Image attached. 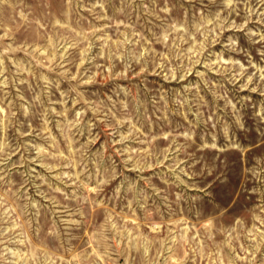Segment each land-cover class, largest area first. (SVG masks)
I'll use <instances>...</instances> for the list:
<instances>
[{
  "label": "rangeland",
  "instance_id": "obj_1",
  "mask_svg": "<svg viewBox=\"0 0 264 264\" xmlns=\"http://www.w3.org/2000/svg\"><path fill=\"white\" fill-rule=\"evenodd\" d=\"M0 264H264V0H0Z\"/></svg>",
  "mask_w": 264,
  "mask_h": 264
}]
</instances>
